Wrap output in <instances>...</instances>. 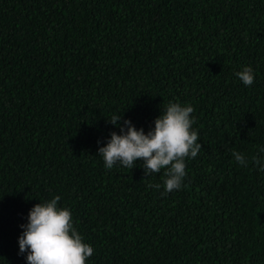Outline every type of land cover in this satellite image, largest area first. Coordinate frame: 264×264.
I'll use <instances>...</instances> for the list:
<instances>
[{
	"label": "trees",
	"instance_id": "obj_1",
	"mask_svg": "<svg viewBox=\"0 0 264 264\" xmlns=\"http://www.w3.org/2000/svg\"><path fill=\"white\" fill-rule=\"evenodd\" d=\"M169 103L194 108L202 149L164 194L163 169L98 150ZM261 148L264 0H0V264H27L21 225L56 196L86 264H264V172L232 155Z\"/></svg>",
	"mask_w": 264,
	"mask_h": 264
},
{
	"label": "clouds",
	"instance_id": "obj_2",
	"mask_svg": "<svg viewBox=\"0 0 264 264\" xmlns=\"http://www.w3.org/2000/svg\"><path fill=\"white\" fill-rule=\"evenodd\" d=\"M236 76L245 86L255 81L253 69L243 67ZM190 105L169 103L162 114L156 118L154 129L145 134L137 130L130 120H124L121 134L111 133L106 146L99 148L105 167L116 165L133 169L135 162L142 160L145 176L164 170L165 193L181 189L186 177V159L195 158L202 149L198 143V133L192 130L194 119ZM121 115H112L109 122L119 126ZM126 127V131H125ZM264 153V148L260 149ZM241 166L250 162L264 172V156H253L249 161L240 152L232 153ZM149 187L160 188L159 184ZM60 197L56 196L45 203L36 204L29 212L28 223L19 237L20 253L27 252V264H86L94 249L83 242V237L74 228L69 209L58 207Z\"/></svg>",
	"mask_w": 264,
	"mask_h": 264
}]
</instances>
